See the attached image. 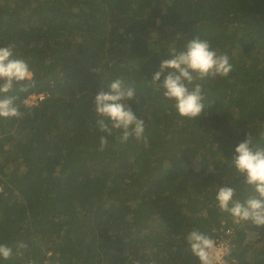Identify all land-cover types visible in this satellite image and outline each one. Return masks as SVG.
Segmentation results:
<instances>
[{
    "label": "trees",
    "instance_id": "16d2710c",
    "mask_svg": "<svg viewBox=\"0 0 264 264\" xmlns=\"http://www.w3.org/2000/svg\"><path fill=\"white\" fill-rule=\"evenodd\" d=\"M197 36L232 69L193 81L205 108L185 120L150 81ZM8 43L34 73L21 100L41 98L0 119V244L13 250L0 264H200L194 229L228 242L223 264H264V227L215 200L218 186L245 197L235 147L264 146V0H0ZM115 79L135 89L145 132L100 151L94 98Z\"/></svg>",
    "mask_w": 264,
    "mask_h": 264
},
{
    "label": "clouds",
    "instance_id": "9594fccd",
    "mask_svg": "<svg viewBox=\"0 0 264 264\" xmlns=\"http://www.w3.org/2000/svg\"><path fill=\"white\" fill-rule=\"evenodd\" d=\"M15 47L14 43L0 46V119L5 120L23 118L25 113L21 107L28 109L30 114L33 107L30 98L38 97L32 95L21 100L18 94L27 93L35 82L34 73L25 59L14 55ZM169 57L160 63L150 85L172 103L180 118L193 120L205 108L202 85L193 84V81L210 76H227L232 69L229 57L218 53L208 40L200 36L184 42L179 48L172 47ZM166 71L167 75H164ZM109 86L110 92L101 90L94 98L96 127L106 134L99 138L100 151L108 147V136L118 132L117 139L121 144L127 143L130 138L140 140L146 127L145 121L138 118L129 104L135 99V89L125 87L120 79H115ZM234 151L231 164L236 176L241 178L239 186L245 197L236 198L237 187L218 186L215 195L217 207L227 213L235 224L251 222L257 227H264V146L253 144L252 138L247 136ZM185 239L188 249L200 264H223L222 258L231 252L227 241L218 244L196 229L190 231ZM26 247L24 243L18 245V248ZM12 254V248L0 244V259L8 260Z\"/></svg>",
    "mask_w": 264,
    "mask_h": 264
},
{
    "label": "rangeland",
    "instance_id": "374dc122",
    "mask_svg": "<svg viewBox=\"0 0 264 264\" xmlns=\"http://www.w3.org/2000/svg\"><path fill=\"white\" fill-rule=\"evenodd\" d=\"M29 98H30V97H29ZM30 99H31L32 103L36 101V98H30ZM220 243H223V242H220ZM220 243H219V244H220ZM223 261H224V260L222 259L221 263H223Z\"/></svg>",
    "mask_w": 264,
    "mask_h": 264
},
{
    "label": "built area",
    "instance_id": "2783aa9c",
    "mask_svg": "<svg viewBox=\"0 0 264 264\" xmlns=\"http://www.w3.org/2000/svg\"><path fill=\"white\" fill-rule=\"evenodd\" d=\"M32 98H37L36 96H33ZM40 98H41V96H40ZM223 259V258H222Z\"/></svg>",
    "mask_w": 264,
    "mask_h": 264
}]
</instances>
